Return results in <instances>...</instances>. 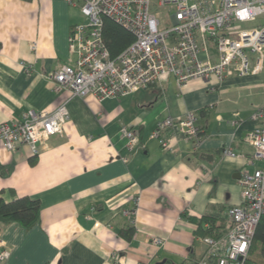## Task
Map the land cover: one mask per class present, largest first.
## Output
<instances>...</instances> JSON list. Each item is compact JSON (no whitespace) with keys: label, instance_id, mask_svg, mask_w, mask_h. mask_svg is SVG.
<instances>
[{"label":"crops","instance_id":"obj_1","mask_svg":"<svg viewBox=\"0 0 264 264\" xmlns=\"http://www.w3.org/2000/svg\"><path fill=\"white\" fill-rule=\"evenodd\" d=\"M84 17L64 0H0V124L29 110L51 112L70 97L57 93L50 78L76 59L69 36ZM263 105L264 70L183 89L168 75L129 96L71 99L64 133L40 144L38 155L26 144L8 151L0 143L5 199L41 202L32 227L0 221V238L11 251L4 264L198 262L207 251L205 236L189 218L209 215L230 224L228 211L241 203V173L253 171L244 140ZM191 111L199 116V147L177 130L163 134L168 147L151 137L159 122ZM125 127L139 134L132 151ZM227 148L238 156H225ZM128 226L135 230L130 240L120 235Z\"/></svg>","mask_w":264,"mask_h":264},{"label":"built area","instance_id":"obj_2","mask_svg":"<svg viewBox=\"0 0 264 264\" xmlns=\"http://www.w3.org/2000/svg\"><path fill=\"white\" fill-rule=\"evenodd\" d=\"M79 7L86 22L75 25L69 36V52L76 59L52 74L55 91H67L70 97L55 110L27 111L22 119L0 124V143L8 151L29 145L38 155L39 145L64 133L70 119L71 99L94 95L100 101L132 95L161 81L175 78L183 89L193 81L219 84L231 76L258 74L264 70V0H64ZM172 11V24L163 26L154 8ZM107 17L135 37L134 42L116 59H111L102 26ZM259 26L243 28L259 22ZM37 43L32 44L36 51ZM253 64V66H252ZM258 125L246 134L252 149L248 164L253 171L241 173V203L228 211L230 230L216 239L200 238L207 251L197 264H246L261 218L264 216V105L255 112ZM199 116L188 112L167 118L152 133L163 147L169 140L167 130H177L188 140L201 145ZM127 149L140 143L139 134L123 129ZM225 156L237 157L231 149ZM132 214V212H127ZM208 228V224L206 225ZM157 246L163 240L155 238ZM11 251L0 238V264ZM117 255L113 259L117 262Z\"/></svg>","mask_w":264,"mask_h":264},{"label":"trees","instance_id":"obj_3","mask_svg":"<svg viewBox=\"0 0 264 264\" xmlns=\"http://www.w3.org/2000/svg\"><path fill=\"white\" fill-rule=\"evenodd\" d=\"M102 32L111 59H116L135 40L134 35L129 30L107 17L103 19ZM203 113L204 111H200L199 114ZM11 194L15 195L13 191H11ZM40 211V200L15 196L12 201H7L4 197V191H0V221L17 222L29 228L38 222ZM183 216L189 218L187 214H183ZM189 220L197 223V234L200 236L209 235L219 239L225 236L231 228L227 219L217 220L209 215H205L201 220L192 217ZM205 223L209 225L208 228L204 227ZM134 231V227L128 226L120 232V235L130 240L134 235ZM190 264H197V262ZM246 264H264V216L257 227Z\"/></svg>","mask_w":264,"mask_h":264},{"label":"rangeland","instance_id":"obj_4","mask_svg":"<svg viewBox=\"0 0 264 264\" xmlns=\"http://www.w3.org/2000/svg\"><path fill=\"white\" fill-rule=\"evenodd\" d=\"M154 12L156 13L158 19L162 22L163 26L168 27L172 24V15H173L172 11H169L168 9H158L155 7ZM85 22H86V18H85ZM260 23L261 21L248 24L247 26H243V28H253L259 26Z\"/></svg>","mask_w":264,"mask_h":264},{"label":"water","instance_id":"obj_5","mask_svg":"<svg viewBox=\"0 0 264 264\" xmlns=\"http://www.w3.org/2000/svg\"><path fill=\"white\" fill-rule=\"evenodd\" d=\"M158 264H164V262H162V263H158Z\"/></svg>","mask_w":264,"mask_h":264}]
</instances>
